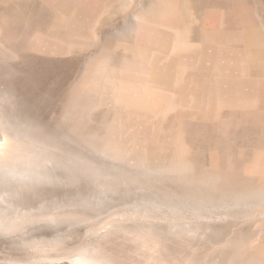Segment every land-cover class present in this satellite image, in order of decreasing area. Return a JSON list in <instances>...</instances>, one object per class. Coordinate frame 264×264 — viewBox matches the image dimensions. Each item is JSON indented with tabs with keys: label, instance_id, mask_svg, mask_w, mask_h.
Returning a JSON list of instances; mask_svg holds the SVG:
<instances>
[{
	"label": "bare ground",
	"instance_id": "obj_1",
	"mask_svg": "<svg viewBox=\"0 0 264 264\" xmlns=\"http://www.w3.org/2000/svg\"><path fill=\"white\" fill-rule=\"evenodd\" d=\"M29 1L0 0L5 195L74 179L94 190L75 223L105 215L86 231L134 235L162 264L177 247L190 253L173 264H264L263 33L222 24L219 0L199 15L200 52L188 55L178 49L191 32L179 0H103L102 15L81 0H40L39 24L18 29ZM18 54L36 68L30 83L12 77ZM32 93L35 104L24 102ZM19 209L1 212L0 229L38 221ZM102 248L74 261L106 264L93 255Z\"/></svg>",
	"mask_w": 264,
	"mask_h": 264
},
{
	"label": "rangeland",
	"instance_id": "obj_2",
	"mask_svg": "<svg viewBox=\"0 0 264 264\" xmlns=\"http://www.w3.org/2000/svg\"><path fill=\"white\" fill-rule=\"evenodd\" d=\"M222 1H224L222 4L223 7L224 8L226 7L225 8L226 10L224 8H221L222 10L224 9L223 11L220 9L222 24L226 26V25H231V23L233 24V21L243 22V24L244 23L246 24V25L244 24L245 27L253 28L256 31H258L260 34L263 33L262 35H264V0L262 1L241 0L240 2L241 6L239 5L238 8L237 5H235L236 2H233L234 0H221L220 2ZM81 2L85 5L90 6V8L92 9L93 8L96 9L97 15L100 14L102 15L104 13L107 14L108 12L109 3L103 0H81ZM214 2H216L217 4L219 3V0H179V5L181 7L183 19L185 21V26L187 28L191 27L190 29L192 32V33L190 32V35L182 34L183 36L184 35L185 36L184 39L183 36L179 39L180 44L178 45V49L181 50L180 52H185L188 55L190 54V52H191L190 55H195L196 52L198 54V51L200 52V49L199 48L197 49V41H196V38H200L198 33L199 30L198 26L200 25L201 22L200 19L201 16L199 15H201V13L203 14L206 11L207 5L209 8L210 6L213 5L212 3ZM18 5H22V3H19ZM28 5L31 7V10H33V12L31 13L28 11L30 15L29 13L24 14L26 12L24 11L23 13H21V16L18 15L20 17H16L17 20L16 19L12 20L14 22H17L14 23L13 25L15 27L19 26L18 29H24L27 26V24L29 25L39 24L38 23L39 22L38 20H40L39 10L41 7L40 0H30ZM234 5L236 6L237 9L234 7ZM200 6L201 7L203 6L205 9L203 7L201 8ZM231 6L233 7V9L230 8ZM231 11L237 12L238 15L234 12L233 14ZM32 16L33 19L31 18ZM233 16L236 19L232 18ZM186 36H189L187 37L188 39L186 38ZM217 41H219V39ZM182 45L184 49H182ZM13 62L17 65V70L16 71L14 70L16 75L13 74L12 76L13 79L17 81L18 80L21 81V79L23 81L25 79L24 81L30 83L29 81L31 78H33V73H35L36 70V68H34L31 59L28 57H22L21 55L18 54L17 58L16 59L14 58ZM28 98L30 100H28ZM28 98L23 99V101L27 103L31 102V104H35L34 100L39 99L38 95L35 93L34 94L32 93V95ZM43 102H45V99H43ZM257 119L259 120V124H260L259 132L264 135V130H263L264 115L259 116ZM75 182L77 181L76 180L74 181L73 179L72 183L69 184H59L54 182V183H36L34 185L33 184L21 185L20 186L21 189L18 194L6 196L8 195L6 194V192H4V187H6V184L0 181V215L3 210H5L6 212L10 211L11 212L10 214H12V212L16 211L17 208H20L21 210L19 209L20 210L19 212L25 211V213L29 215V217L38 219L39 221V222L37 221L36 223L25 222L24 225L22 224V226L18 223L17 227L8 229V231L6 229L4 230L0 229L1 231L0 264H77L74 261L78 257L77 255L86 254V253L92 255V253L91 254L89 253L92 251L88 250V252L85 253V249L97 243L103 245V248L100 249L101 251L99 250L100 253L93 251V255L96 257L99 255H104L108 261L115 258L120 260V262L124 264H162L160 255H158L159 253H157L154 250L139 248L136 244L137 243L135 239L136 236L134 235L130 236L129 234L127 236L126 235L123 236L124 234L117 232L101 234L99 232H92V230L91 231L89 230L90 232L86 231L85 228L88 225L89 226L91 225V227H93L94 225L96 226L102 221L105 215H102V219L101 217H99L100 219L97 217L99 220H101L100 222L97 221L98 219H95L94 221L93 220L88 221L83 224H77L78 222L75 223V221H77L76 219L85 217L84 212L86 211L88 212L87 206L84 205V201L81 199H83L84 196H86L85 194L87 193L90 194L94 192V190H92L91 187H89L90 189L85 188L82 187L80 183H75ZM78 185L80 186V188L78 187ZM114 195H115L114 197L119 198V194H114ZM263 200L264 197L263 199L260 198V200L258 198V201L260 203L259 204L257 203V205L261 208L259 209L261 218L263 217L264 214ZM74 206L77 208H75ZM96 210L97 209L94 210L96 213L97 211H100L99 208L97 211ZM49 217L56 218L58 223L57 221L54 222L56 223V225H54V223L52 225L51 224L52 222L46 223L45 220L49 219ZM131 224H134V222L131 221ZM21 228L22 230H20ZM124 237L127 238V240H130L127 241L125 239L127 241L126 244L120 241L121 239L124 240ZM214 237L218 239H222L224 236L220 237V236L209 235L206 237L207 238L206 240H208V238L211 239ZM131 238H133V240ZM116 242H119L117 243L119 246H116L117 245ZM121 242L124 245L121 246L120 245ZM113 244L115 245L113 246ZM181 249L182 248L177 247L174 251L170 250L168 257L169 264H173V262L177 260L178 255H179L178 258H180L182 256L184 257L185 256L184 254L190 253L189 247H183L182 249L183 254L181 252ZM108 261H106V264H108Z\"/></svg>",
	"mask_w": 264,
	"mask_h": 264
}]
</instances>
